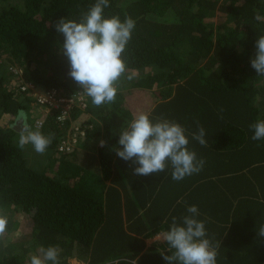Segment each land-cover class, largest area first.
Instances as JSON below:
<instances>
[{
  "label": "trees",
  "instance_id": "trees-1",
  "mask_svg": "<svg viewBox=\"0 0 264 264\" xmlns=\"http://www.w3.org/2000/svg\"><path fill=\"white\" fill-rule=\"evenodd\" d=\"M23 85L84 94L83 157ZM0 210V264H264V0H0Z\"/></svg>",
  "mask_w": 264,
  "mask_h": 264
},
{
  "label": "built area",
  "instance_id": "built-area-1",
  "mask_svg": "<svg viewBox=\"0 0 264 264\" xmlns=\"http://www.w3.org/2000/svg\"><path fill=\"white\" fill-rule=\"evenodd\" d=\"M14 73H21L18 70H12ZM30 89L32 92V96L35 98L37 105L46 108L48 110H56L58 111V115L56 117V121L59 124H64L67 120L70 119L71 112L77 107H86V99L83 93H79L78 95L66 97L62 96L58 93L57 90H51L43 93H37L35 87L33 85H23L22 90ZM72 135L64 138L59 142L57 146V153L69 154L72 153L77 147L80 139L84 138L85 132L80 130L79 127H76L72 130Z\"/></svg>",
  "mask_w": 264,
  "mask_h": 264
},
{
  "label": "rangeland",
  "instance_id": "rangeland-1",
  "mask_svg": "<svg viewBox=\"0 0 264 264\" xmlns=\"http://www.w3.org/2000/svg\"><path fill=\"white\" fill-rule=\"evenodd\" d=\"M168 20H171L172 18L171 17H168ZM171 18V19H170ZM164 20V19H163ZM91 33H97V31H93ZM86 34V33H85ZM97 41V40H96ZM13 69L15 70L16 67H13ZM11 69V71L13 70ZM13 72V71H12ZM15 79V78H14ZM37 93H43L44 91H42L41 89H38V88H35ZM149 97V96H148ZM152 103V101H151ZM147 105V104H146ZM145 112V111H144ZM149 113V111L147 112ZM52 114L50 110L46 109V108H43L39 105H37L35 102L32 104V109L30 110L29 112V118L31 121H34V124H35V127H37V129L40 128L41 126V122L48 116ZM42 118H40V117ZM15 118H13L12 115H4L3 118H2V124L5 126V127H8V126H12V127H16V123L17 121H20L21 119H23V116L21 117H18L15 119V123L11 124L13 122ZM40 119V121L38 120ZM57 123V121H56ZM30 124H32V122H30ZM43 124V122H42ZM59 124V123H58ZM29 126V123L26 124ZM79 125L78 124H71L68 128V130L63 134V130H64V126L63 124H59L58 127L60 128L61 130V140L64 138V136L66 135L67 137H70L72 135H75L74 133H72V130L76 127H78ZM30 131H28V134L24 135L23 137V140L24 141H28L29 140V143L28 144H25L24 146V150H25V153L26 155L28 156V162L30 164L31 167H33L35 170H40V169H43V165L48 161L50 160L51 158H54L55 156H57L56 154V151L54 152H51L49 154L45 153V152H39L38 149H34V145L32 143V140L35 138V136L37 135V131H34L33 134L32 132L29 133ZM31 141V142H30ZM34 152V153H33ZM81 156L83 157V154H81ZM9 213L8 212H4L3 210H0V223H2L1 221H3V219L6 218V216H8ZM21 219V217H20ZM29 228V227H28ZM27 227L22 229V228H19L17 230H15V234H14V238L15 239H18L21 235H23L25 232H27L28 229ZM71 263H72V260H71Z\"/></svg>",
  "mask_w": 264,
  "mask_h": 264
},
{
  "label": "crops",
  "instance_id": "crops-1",
  "mask_svg": "<svg viewBox=\"0 0 264 264\" xmlns=\"http://www.w3.org/2000/svg\"><path fill=\"white\" fill-rule=\"evenodd\" d=\"M147 112H148V111H146V114H144V116H145V115H148ZM136 114H137V113H136ZM138 115L140 116V115H143V114H137V118H138V119L144 117V116H142V117H138ZM20 121H21L22 123L20 122V123L16 124V127L21 129L20 133H26V134H28V131H30V130H28V127H27V125H26V123H25L24 117H23V119H21ZM29 133H30V132H29ZM30 142H31V141H30ZM23 143H24V144H28V143H29V140H28V141H24V140H23ZM32 143H33V140H32ZM78 150L81 151V152H79V154L81 155V154H82V148L78 147V148H77V151H78ZM38 151H39V152H41V151L44 152L43 150H40V149H38ZM87 151H90V150H86V149H84V152H85L84 154H87V153H88ZM33 153H34V152H33ZM85 156H86V155H85ZM168 239H169V236H168V234H167L166 232H164V231H160L159 233L155 234L154 236H152V237H150V238H146V239H145L146 249L144 250V252H142V253L139 255L138 258L141 257V259H142V256H144L145 252L149 251V249H155V250H157L158 252L161 253V256H162V253L164 252L163 248L165 247V244L167 243ZM209 254H210V251H209L208 248H207L206 246H204V245H199V246H198L195 250H193V252L191 253V255H200V256H207V255H209ZM133 263H134V264H138L137 260H135ZM71 264H87V263H85L84 261H80V260H77V259H73ZM114 264H116V263H114Z\"/></svg>",
  "mask_w": 264,
  "mask_h": 264
},
{
  "label": "water",
  "instance_id": "water-1",
  "mask_svg": "<svg viewBox=\"0 0 264 264\" xmlns=\"http://www.w3.org/2000/svg\"><path fill=\"white\" fill-rule=\"evenodd\" d=\"M21 121H17V123L16 124H18V123H20ZM22 123V122H21ZM15 129L17 130V131H21V129L20 128H17V127H15Z\"/></svg>",
  "mask_w": 264,
  "mask_h": 264
},
{
  "label": "clouds",
  "instance_id": "clouds-1",
  "mask_svg": "<svg viewBox=\"0 0 264 264\" xmlns=\"http://www.w3.org/2000/svg\"><path fill=\"white\" fill-rule=\"evenodd\" d=\"M78 148V147H77ZM77 148H76V150H77Z\"/></svg>",
  "mask_w": 264,
  "mask_h": 264
}]
</instances>
